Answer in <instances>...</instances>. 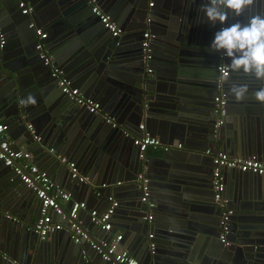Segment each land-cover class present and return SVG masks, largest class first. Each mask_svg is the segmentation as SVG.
I'll use <instances>...</instances> for the list:
<instances>
[{"label":"crops","instance_id":"obj_1","mask_svg":"<svg viewBox=\"0 0 264 264\" xmlns=\"http://www.w3.org/2000/svg\"><path fill=\"white\" fill-rule=\"evenodd\" d=\"M26 1L30 5V0ZM76 1L78 6L74 7V10L70 7L67 9L72 12L70 15L68 14L67 17L62 16V23L68 18L73 19L75 16L84 18L87 13H90V15L86 16H93L90 7L79 5L82 4V0ZM190 2H187V0H137V4L129 6L125 14L118 12L116 16L118 22L116 21V23H120L119 25H123L124 28L130 27L131 29L128 32H124V46L121 45L120 52L116 53V58L113 57L115 56V53H113V56L108 58V61L110 62L111 73L116 77V80L117 78H128L130 82L142 80L141 82H143L144 88L147 90L145 98L149 99L146 103H150V105L157 104L154 102L157 98L167 103L176 102L177 96L174 95L179 84L176 83L175 80L185 78L184 75L186 74L183 73L184 71L205 75L203 78L197 80L199 82L203 81L200 84V90L196 91L195 94H189L190 96L188 98H183L185 101V108L192 107L197 109V111L193 113V116L192 114H186L183 118H176V120L172 118L171 120L160 122L155 117L151 118L152 116H147L145 114V110L141 106V100L137 101L136 97L124 94L122 96V103L118 104L121 100L114 97V93L108 92L106 94L107 91L102 89L100 83L96 87L100 92L99 95L89 97L84 89L77 84L80 78H75L76 60L69 64L68 62L71 56L62 58V56H57L58 52H53V50L52 52L55 61H58V59L62 61L61 64L59 61L58 63L56 62V64L65 72L66 76L72 82V85L78 88L85 97L97 101L103 111L102 115H111L123 132L130 133L134 138L143 136L144 133H149L152 137L160 139L163 145L170 147L169 152L173 154L188 153L194 160L205 164L207 168H214L211 155L223 152L225 149L223 140L225 141L227 137L228 139L231 138V136H229L231 130L227 128L223 132V137L219 144H215L212 141L211 135L204 133V126L208 119L206 113H209L207 106L211 105L210 107L213 108L215 106L216 97H213L210 102H207L203 97V92L206 89L205 85L214 84L218 81L219 73L217 67L221 62V58H219L221 54L210 53L208 46L213 40L215 32L218 31L221 26L217 23V25L213 27L206 21L204 13L201 11L202 2ZM98 3L102 10L107 12L104 4H101L99 0ZM17 13H19L21 17L24 16L20 13L19 5H17ZM172 13L176 16H172ZM11 14L12 12L10 10L2 7L0 32L5 34L4 45H6L5 48L7 50L5 53L6 58L8 60H13L8 61L7 64L10 63V68L17 72L15 74L4 72L10 77L9 80H7V76L1 74L0 71L1 85H12L13 83L17 85L20 82L19 80L29 76L32 72L27 62L28 57L25 55L20 45H24V49L25 46L28 45L33 55L36 54L37 50L35 49V35L31 36L29 32V34H22L23 32L18 30V26L13 21ZM42 14L47 18L45 12H42ZM82 14L84 15L82 16ZM254 15L264 16V0H255V3L249 8H246L240 17H233L230 14L225 26L235 22H240L242 24L247 23L248 19ZM23 18L27 20L25 17ZM39 19L41 18L38 17V15L32 18L31 25H38V28L43 29L44 33L48 34L46 42L49 44V41H51L54 35L49 26L43 24ZM164 19L170 20V23L168 22V28L173 31L171 36H175L176 38L180 36L182 40L187 38L196 40L194 46L189 47L184 43L182 48L183 56L170 63H166L165 60H159L162 56L159 49L163 45L162 38L168 31L161 25H164ZM88 20L91 22L90 18L84 20L86 25L90 23H88ZM67 23H70L69 20H67ZM140 30H145V32L149 31L154 36L152 41L153 59L149 62L145 61L143 49L141 50L142 47L140 46V42L144 34L140 32ZM137 38L140 40L139 43L136 41ZM133 45H137L138 49L136 52L138 55L132 56L127 53V49L132 51ZM23 53L24 56H22ZM111 53L112 51L109 52L108 55ZM225 63H230V61L226 59ZM149 69H152V73L148 71ZM144 73H146V75ZM11 75H13L12 78ZM93 80L92 78L90 81ZM54 81L55 80L52 81L49 74L45 79L46 85L41 88L43 91L42 94H45L47 100L42 98L39 92L35 97L36 104L26 106L27 110L20 113L18 118L9 119L3 116L4 118L2 117L1 120L9 125V139L12 143H15V147H19L20 150L30 152L27 150L28 146L25 144L27 133L24 130L25 126L30 129L29 125L33 126L39 136V138L35 140L39 142L41 139L43 143L49 145L51 148L50 151L47 150L48 148L43 147L41 143L40 146L39 143L35 144L34 148L37 149L36 153L44 151L42 149L47 150L49 153L47 155L46 151L44 154H41V156L35 157L30 152L32 154L31 162L37 165L42 171L46 172L54 182L70 192L74 199L83 201L87 204V209L81 211L77 219L84 230H90L89 232L101 243L109 242L117 236L122 235L123 238L120 243V249L127 250L133 257L140 261V264H229L226 260L222 259L223 257L226 258L231 251L228 249L226 250V247H224L219 239L220 232L217 228L220 219V211L219 208L214 205V202H212L213 198L211 192L208 193L207 197L203 196L197 198L203 201L204 204H197L196 208L190 211L189 215H186L184 220L180 221L179 219L170 220L171 218L165 215L163 209L168 206L176 207L175 204H177V199L180 200V194L160 193L157 189L151 190L150 188V196L152 195V199L159 204V207L157 206L158 210H153L150 206L142 203V193L140 189L136 187V184H132V181H123L128 179V175L134 176L129 170L124 171L121 178L116 177L115 180L112 181L106 180L101 182L103 179L101 178L100 180L98 176L95 175L92 177L91 183L72 181L69 171L70 168L66 163L62 162V158H68L70 160V158L75 157V161H77V159L81 160V155L84 153L85 149H92V147H94L101 150H108L115 156L120 154L128 156L130 155L128 149L130 147H135L139 152V155L136 154L137 158L139 157L140 160H143L146 155L155 154L157 148H150L147 152L140 153V150L133 142L127 143V141L124 140L126 136L122 132L109 127L101 115L100 117H94L83 107L73 103L70 99L68 100V97L61 93L57 82ZM199 82H197V84ZM234 84L247 85V96L249 97H254V93L264 86L253 76L244 75L243 73H231L230 78L224 83V89L227 93V102L228 96L230 95L231 97L229 101V108L232 109L231 111L238 108L237 102H239L230 91ZM13 87L14 86L11 87V90ZM172 88L174 92H172ZM111 89L113 91L119 90L117 88L114 89V87ZM149 120L151 122H148ZM10 121H14L12 128H10ZM54 121L67 129L66 131L68 134L61 136L62 138H66V140H62L60 137L61 139L59 138L54 142L51 134L48 133V125ZM141 125H145V132L140 130ZM253 131L256 132L255 129H253ZM262 134H264V131ZM67 136H69V138ZM71 136H73V138ZM179 145H181L182 148H179ZM161 148L166 151L163 147ZM53 149L55 153L59 154L58 156L54 155ZM207 151H210L211 155H208ZM229 151V155L241 157L233 155L232 149L230 152ZM252 157H257L258 160H262L261 155H254ZM75 163L77 164V162ZM83 165L79 166V164H77L82 174L85 171ZM0 170V172H3L7 169L4 166H0ZM146 173L147 168L144 166L141 167L139 175H145ZM238 174L239 173L233 170L224 171L226 184L224 198L227 202V209L234 213V216H231L232 221L230 220V229L232 231L234 229L235 232L231 231L232 233L230 234L231 236H229V241H232V237H234L238 243L237 245L235 242L234 244L231 242L233 244L231 249L235 250L240 248L238 249V254H242L244 260L248 257L247 255H256L259 264H264V211L259 209L254 213V216H246L244 215V211L241 212V203H244L243 200L248 199V197L245 195L242 196L241 184L243 182L239 179ZM10 175L16 180H19L13 171H10ZM140 182L142 183V181ZM19 183H22V181L19 180ZM103 183H109L111 187L102 190L100 185ZM22 185L25 189L28 188L24 183H22ZM250 187L254 189L252 191L250 190L252 195L251 198H253L251 201L257 204H263L264 187L260 189L256 180L251 183ZM31 195L33 199L37 200L33 192ZM110 197L115 198L119 203V207L113 217V230L109 233H104L92 223L91 211L96 210L100 213L105 212L110 205ZM206 199L209 200L211 204L205 202ZM2 201V197H0V202ZM152 204H154V206L157 205L156 203ZM65 208L68 209L69 207L67 206ZM251 212L252 210H249V213ZM6 214L10 217L8 213ZM147 215L153 216V222L149 223L148 219L145 218ZM60 222H62L64 226L69 224L64 220L61 221V219ZM31 231L33 237L28 231H25L20 238L18 235L16 244L12 248V254L7 257V264H23V262H25L22 260V251L25 249L27 250L36 238L33 230ZM30 237L32 240L28 242ZM152 242L154 244H152ZM76 245L77 243L73 240L71 233L67 231L65 227L64 230L51 235L46 241L40 242L38 250L31 249V255L33 256L35 251V264H77V262L81 264H106L99 258V255L93 251L90 243L82 242L80 248L76 247ZM155 247L156 251L154 252L153 250ZM74 260L77 262L74 263Z\"/></svg>","mask_w":264,"mask_h":264},{"label":"water","instance_id":"obj_2","mask_svg":"<svg viewBox=\"0 0 264 264\" xmlns=\"http://www.w3.org/2000/svg\"><path fill=\"white\" fill-rule=\"evenodd\" d=\"M99 1L101 2V4H104V7L107 10L106 13L111 16L112 20L115 23L118 20L116 19L118 12H122V14H125L129 6L137 4V0ZM190 1L198 2L197 0H187V2ZM29 2L30 6L33 8V12L30 15H24L20 10V13L24 15L23 17H25L27 20H25L23 17L20 16L19 13H17V5H19L20 0H0V16L2 12V7L10 10L12 12L11 17L15 24L18 26V30L23 32L22 34H27L29 32L31 36L35 35L36 49V46L38 44L36 29L38 28V25L31 27V21L32 18L38 15V17L41 18L39 20L43 24L49 26L52 34L54 35L51 41H49V44L48 42L45 43L49 53L54 58L55 64L56 62L58 63V61L61 64L62 61L60 59H58V61H55L53 52H58L57 56H62V58H68L69 56H71L68 62L69 64L76 60L77 64L75 68V78H80V81H77L79 82L77 84L84 89L87 96L90 97L99 95L100 92L96 87L100 83L102 89H105V91H107L106 94L108 92L114 93V97L119 98L121 100L118 104L122 103V96L124 94H129L133 97H136L137 101L141 100V106L145 110V114L147 116H152L151 118L155 117L160 122L169 119L171 120L172 118L173 120H176V118H183V116H185L186 114H192L193 116V113L197 111V109H194L192 107L185 108V101L183 100V98H188L190 96L189 94H195L196 91L200 90L199 87L203 81L199 82L197 80L203 78L205 75H200L198 73L194 74V72L190 71H184L183 73L186 74L184 75L185 78L175 80V82L179 84V87L174 95L177 96V101L167 103L157 98L155 99L156 101L154 100V102H156L157 104L150 105V103H146L149 99L145 98L147 90H145L144 84L143 82H141L142 80H137L134 82H130L128 78H117L116 80V77L113 76L110 70V62L108 61V58L112 57L113 53H115V56L113 57L116 58V53L120 52V47L121 45H123L124 32L130 31V27L124 28L123 25V27L119 25L120 23H116L122 29V34L119 37H113L112 33L105 29L104 25L100 22V19L93 14L92 7L85 2H81L82 4L79 5L90 7L93 16H86L90 15V13H87L84 18H81L80 16H75L73 19L68 18L67 20H69L70 23H67V20L62 23V16L67 17L68 14H71L72 11H69L67 9L70 7L74 10V7L78 6L76 0H30ZM42 12H45L47 14V18L43 16ZM83 15L84 14H82V16ZM172 16L176 15L172 13ZM89 18L91 19V22L90 20H88V23H90L86 25V22L84 20ZM168 22L170 23V20L164 19V25L161 24L162 27L167 29L168 31L166 35L162 38V47L159 48L160 53L162 54L159 60H165L166 63H170L183 56L182 48L184 46V43H186V45L190 47L194 46V42L196 41L192 38L182 40L180 39V36H178L177 38L175 36H171L173 31L168 28ZM140 32H143L144 34L145 30H140ZM136 41L137 43L140 42L138 38L136 39ZM142 41L143 39L140 42L141 47ZM5 46L6 45H1L0 41L1 74H5L4 72H11L15 74L17 71L15 72L14 69L10 68V63L7 64L8 61L13 60H8L6 58L5 53L7 52V50ZM20 46L22 47L25 55L28 57L27 62L28 65L31 67L30 70L32 72L29 74V76H26L25 78L23 77L21 80H19L20 82L17 85L15 83H13L12 85L0 84V118H2L3 116L9 119L18 118L20 113L25 112L27 110L25 104L22 103V101H24L29 95L35 98L37 93L40 92V95H42L41 97L47 100L45 94H42L43 91L41 90V88L42 86L46 85L45 79L48 77L49 74L51 76L52 81L55 80L52 77L51 68L49 66H46L42 61H40L38 55L39 53L37 50L36 54L33 55L28 45L25 46V49L24 45ZM137 49V45H133V52L130 49H127L126 51L128 54L133 56L138 55L136 52ZM111 51L112 53L108 55ZM24 53L22 56H24ZM7 73L5 74V76H7L6 78L7 80H9L10 77ZM144 74L146 75V73ZM12 76L13 75H11V78ZM92 78L94 80L90 81ZM197 82L199 83L197 84ZM216 83L217 81L214 84L212 83L210 85H205L207 90L205 89L204 92L201 91L203 92V97L207 102H210L211 99L213 97H216L218 94ZM12 86L14 87L11 90ZM112 87H114V89L117 88L119 90L113 91L111 89ZM172 92H174L173 88ZM247 95L242 101L237 102L238 108L233 109V111H231L232 109L229 108V101L231 100V97L230 95L228 96V117L225 125L221 128H216L217 120L214 114L215 106L213 105L214 107L211 108V105H208L207 108L209 110V113H206L208 119L207 123L204 126V133H208L209 135H211L212 141L215 144H219L221 138L223 137V132L227 128L231 130V134L229 135L231 136V138L228 139L227 137L225 141L223 140V143H225V149L223 152L228 153V151H231L232 149L233 155L245 158H249L254 155H261V159L264 160V134H262V132L264 131V105L260 104L259 102H256V99L254 97H249ZM67 99L69 100L70 98ZM102 114L103 111H101V114L91 115H93L94 117H100V115L102 116ZM148 122L151 121L149 120ZM13 125L14 121H10V128H12ZM107 125L114 130L122 132L125 135V132H123L120 127L114 128L108 123ZM48 129V133L51 134L54 142H56L62 135L68 134V132L66 131L67 129L60 126L56 121L49 123ZM253 129H255L256 132H254ZM24 130L27 133V140L25 141V144L28 146L27 150L30 151L33 156L39 157L41 156V154H44L47 150H51L49 145L43 143L41 139L39 142L35 140L36 138H39V136L34 130V128H32L31 130L25 126ZM67 137L69 138V136ZM71 137L73 138V136ZM62 140H66V138H62ZM124 140L127 141V143H134V139L132 137L126 136ZM38 143L39 146L41 143L43 147H46L48 149H42L44 151L41 150L42 152L36 153L37 149H35L34 146ZM16 149L20 150V148L17 146ZM128 151L130 152V155L128 156H125L124 154L115 156L108 150H101L92 147V149L89 148L84 150V153H82L81 155V160L77 159V161H75V157L70 158V160L73 162H77L79 166H82L84 164L83 168H85V171L83 174L81 172V174L85 176L87 175V183L92 182V177L94 175L98 176L100 180L102 178L103 180L101 182H104L106 180L112 181L115 180L116 177L121 178L124 174V171L129 170L130 172H132V174H134V176L128 175L127 173L128 179L123 181H132V184H136V187L140 189L142 195L143 191L141 189V182L138 180V176L140 174L141 167H146L147 173L145 174V177L149 180V186L151 190L157 189L160 193L167 192L169 194H180V200L177 199V204H175L176 207L168 206L163 208L165 211V215L171 218L170 220H184L185 216L189 215V212L193 211L194 208H196L197 204H204L203 201L197 198L203 196L207 197L208 193L211 192L213 198L212 202H214V205L218 207L220 211V219L218 221L217 230H219L220 232L219 239L221 238L222 209L215 202L214 198V191L212 185L214 168H207L205 164L194 160L188 153L173 154L172 152L164 151L161 147L157 148L155 154H145L146 157H144L143 160H140L139 157L137 158L136 154L139 155V152L135 147H130ZM53 152L55 153L54 149ZM46 153L48 155L49 152L47 151ZM54 155L58 156L59 154L55 153ZM0 166L6 167L1 160ZM6 169L7 170L0 172V197H2L3 200L2 202H0V264H7V257L8 255L12 254V248L16 244L18 235L20 238L25 231H28V233L32 236L31 230H33V227L39 217V202L38 200L32 198V190L28 188L25 189L22 185L23 182L19 183L20 179L16 180L13 176L10 175V171H13L12 168L6 167ZM233 171L239 173L238 177L243 182L241 184L242 196L245 195L248 197V199L243 200L244 203H241V212L244 211V215L246 216H254V213L257 212L259 209L264 211V203L257 204L254 203V201H251L253 198H251L252 195L250 192V190H254L252 187H250L251 183L254 180H256L258 187L260 189H263V176L252 173H243L238 170ZM70 177L72 178L71 171ZM73 180L78 182L77 179L72 178V181ZM150 202L157 204L153 208V210L157 211V206L159 207V204L152 199V195L150 196ZM205 202L211 204L210 201L207 199ZM249 210H252V212L249 213ZM6 213H8L10 217ZM65 215L67 219H65L64 221L67 223L71 222L72 219L69 217V211L66 208ZM15 218H17L18 220ZM151 222H153V219L149 221V223ZM67 227L68 225H66V228ZM89 231L87 232L89 234L90 241L96 243L100 242L99 240H96L92 233H90ZM231 231L232 230L230 229L227 235V242L230 243V245L227 246L224 243H221L224 245V247H226L225 249L231 251L230 253L232 254L229 253L226 258H221L226 260L229 264H259L256 255H247L248 257L246 258V260H244L242 254H238V249L240 248H237L235 250L231 249L233 247L234 242L238 245L234 237H232V241H229V236H231L230 234L232 232H235L234 229L232 232ZM102 232L109 233L103 230ZM38 239L39 238L36 236L34 242L31 243L28 249L22 251V260L25 261L23 262V264H35L36 254L34 251L32 256V250H38L40 242H44L40 240L38 241ZM31 240L32 239L30 237L28 239V242ZM152 244L154 243L152 242ZM76 247L80 248V244H77ZM93 251L95 250L93 249ZM153 251H156V247ZM96 253L99 255V258L104 263L112 264L113 261H104L102 259L101 254H99L98 252ZM73 262L75 263L77 261L74 260ZM77 264L81 263L77 262Z\"/></svg>","mask_w":264,"mask_h":264},{"label":"built area","instance_id":"obj_3","mask_svg":"<svg viewBox=\"0 0 264 264\" xmlns=\"http://www.w3.org/2000/svg\"><path fill=\"white\" fill-rule=\"evenodd\" d=\"M92 7L93 14L100 19V22L104 25L105 29L112 33L113 37H119L122 34V29L112 20L111 16L102 10L98 3V0H82ZM202 3L205 0H197ZM19 8L24 15H30L33 12V8L28 4L26 0H20ZM31 27H34L32 24ZM36 34L38 36V44L36 49L38 51L39 59L46 66H49L52 70V77L58 82V87L61 92L71 99L75 104L86 109L90 114H101V106L94 99L85 97L81 91L72 85V82L66 76L65 72L59 68L54 58L50 55L47 46L46 39L48 34L44 33L43 29L37 28ZM154 36L149 32H145L143 36L142 49L144 52V59L149 62L153 59L152 41ZM1 45L5 44V36L0 32ZM221 63H225L226 59L222 56ZM219 64V65H220ZM218 65V67H219ZM217 67V69H218ZM152 73V69L148 70ZM218 94L215 98L214 114L216 116V128H221L225 125L228 117V102L227 93L224 89V83H216ZM106 123L117 128L119 125L116 120L110 115H102ZM32 130L33 126L29 125ZM140 130L145 132V125L140 126ZM9 125L2 122L0 118V160L6 167L13 169L14 174L36 195L39 202V217L33 227L34 234L40 241H46L51 235L60 232L65 229L66 226L62 220L67 219L65 215V207H69V217L72 219L69 222L67 231L72 235L73 240L77 244L82 242L90 243V246L99 254H101L104 261L112 262V264H140L137 258L133 257L127 250L120 249V243L123 236L119 235L109 242L95 243L89 239V234L84 230L82 225L78 222V216L81 211L87 209V204L83 201H78L73 198V195L54 182L49 175L42 171L37 165L32 164V154L24 150H18L15 147V143H12L8 136ZM127 137H132L130 133L125 132ZM134 139V145H136L140 153L147 152L150 148L163 147L166 151L170 150V147L162 144L160 139L152 137L149 133H144L143 136L132 137ZM182 148L181 145L178 146ZM53 151V150H52ZM208 155H211L210 151H207ZM213 160V191L215 202L222 209L221 219V242L225 245H230L227 242V235L230 230V220L233 215V211L227 209L226 200L224 198L226 184L224 178L225 170H238L243 173H252L260 176H264V161L258 160L256 157H233L226 152H219L215 155H211ZM62 162L66 163L71 171L72 178L77 179L80 183H87L88 178L82 175L79 167L73 161L68 158H62ZM141 183V189L143 195L141 201L143 204L154 208V204L150 202V187L149 180L144 174L139 175L138 178ZM111 184L104 183L100 186L102 190L110 188ZM110 205L103 213L99 211H91V221L94 225L103 230L110 232L113 230V217L116 214V210L119 207V203L114 197L109 198ZM148 221L153 219L152 215L146 217ZM152 237V236H151ZM153 248V246H152Z\"/></svg>","mask_w":264,"mask_h":264},{"label":"clouds","instance_id":"obj_4","mask_svg":"<svg viewBox=\"0 0 264 264\" xmlns=\"http://www.w3.org/2000/svg\"><path fill=\"white\" fill-rule=\"evenodd\" d=\"M254 3L255 0H205L201 6L206 21L213 27L217 23L221 26L208 46L210 53L221 54L223 59L230 61L218 67L220 84L226 83L231 73H243L264 85V16L254 15L247 23L235 22L225 26L230 14L240 17ZM230 91L237 101H242L248 87L234 84ZM254 97L264 105V86L254 93ZM22 103L35 105L36 99L29 95Z\"/></svg>","mask_w":264,"mask_h":264}]
</instances>
